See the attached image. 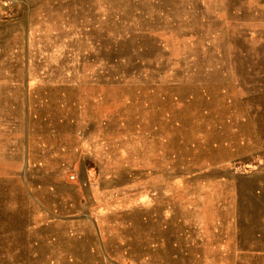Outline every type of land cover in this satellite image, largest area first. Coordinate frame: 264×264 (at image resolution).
<instances>
[{"label": "rangeland", "instance_id": "obj_1", "mask_svg": "<svg viewBox=\"0 0 264 264\" xmlns=\"http://www.w3.org/2000/svg\"><path fill=\"white\" fill-rule=\"evenodd\" d=\"M0 264H264V0H0Z\"/></svg>", "mask_w": 264, "mask_h": 264}, {"label": "crops", "instance_id": "obj_2", "mask_svg": "<svg viewBox=\"0 0 264 264\" xmlns=\"http://www.w3.org/2000/svg\"><path fill=\"white\" fill-rule=\"evenodd\" d=\"M83 170H85V172H84V180L81 182V184H79V182H77V184L80 185V187L85 188V187L88 186V188H89L90 185H91L90 184L91 176H90V173L87 170V167H85Z\"/></svg>", "mask_w": 264, "mask_h": 264}]
</instances>
